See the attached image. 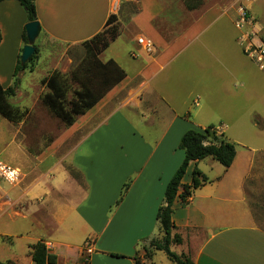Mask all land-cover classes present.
I'll list each match as a JSON object with an SVG mask.
<instances>
[{
	"label": "crops",
	"instance_id": "obj_1",
	"mask_svg": "<svg viewBox=\"0 0 264 264\" xmlns=\"http://www.w3.org/2000/svg\"><path fill=\"white\" fill-rule=\"evenodd\" d=\"M124 1L128 16L121 11L122 0H35L40 25L34 42L35 69L44 60L38 47L47 40L80 46L115 15L119 36L99 59L113 60L126 76L71 126L62 123L64 130L38 159L36 175L17 166L19 181L0 191V221H9L12 227L3 235L13 237L12 246L18 241L22 253L42 241L56 264L78 262L86 239L93 240L89 264H136L135 258L140 264H175L162 251L145 259L143 247L161 236L156 212L183 159L177 151L180 137L193 127L211 126L235 144V157L229 168L211 158L188 166L182 185H190L194 169L206 180L192 191L186 205L179 198L174 201L173 233L181 242L170 250L187 255L193 264H264V230L257 225L250 202L264 182V70L244 54L238 40L241 55H227L221 48L224 42L209 38L212 31L221 33L223 27L213 26L224 18L235 29L229 13L238 0L207 6L186 27L179 24L187 16L175 19L166 0ZM244 3L260 20L263 27L257 28H264V0ZM158 22L168 27V33L173 27L180 31L168 35ZM26 23L17 1L0 2L4 89L13 84ZM250 30L246 26L241 33L236 31L244 36ZM141 36L153 42L152 54L136 43ZM30 64L19 73V89ZM201 108L205 118L198 122L194 117ZM232 112L243 114L229 133L227 113ZM183 118L193 121L185 120L184 127ZM122 159L136 163L127 166ZM131 175L134 179L117 202L119 188Z\"/></svg>",
	"mask_w": 264,
	"mask_h": 264
},
{
	"label": "trees",
	"instance_id": "obj_2",
	"mask_svg": "<svg viewBox=\"0 0 264 264\" xmlns=\"http://www.w3.org/2000/svg\"><path fill=\"white\" fill-rule=\"evenodd\" d=\"M15 1L23 8L27 23L37 21L35 0ZM188 3L193 4V0H188ZM116 21L117 17L110 15L103 29L80 45L84 50V56L71 72L62 75L54 71L40 81L45 89V92L40 96V102L65 126H71L78 116L95 106L107 92L126 76L125 71L113 60L102 62L99 59V55L119 36V27ZM22 41L24 44L27 43L24 29ZM37 53L38 49L35 47L34 53L23 65L20 64V55H18L13 71V84L5 89L0 85V116L8 122L17 123L25 115V111L12 105L8 99L15 95V90L18 87L17 75L36 59ZM177 149L183 152V159L168 181L162 204L156 212V221L161 236L151 239L143 247L144 258L149 259L155 251H162L175 264H193L187 255L176 254L170 250L171 245L181 242L179 235L173 233L175 229L172 221L173 203L176 198H179L182 205H186L192 191L206 180L197 169H194L191 174L190 185L181 184L182 178L191 163L211 158L224 168H229L235 157V144L226 140L223 134H218L213 127L208 126L187 130L180 137ZM71 173L76 176L72 171ZM128 187V184L124 185L118 202ZM179 188L182 189L181 193H178ZM29 250L31 261L34 264H56V257L49 253L42 241L29 245ZM135 263L140 264V260L135 258ZM0 264L16 263L4 261Z\"/></svg>",
	"mask_w": 264,
	"mask_h": 264
},
{
	"label": "rangeland",
	"instance_id": "obj_3",
	"mask_svg": "<svg viewBox=\"0 0 264 264\" xmlns=\"http://www.w3.org/2000/svg\"><path fill=\"white\" fill-rule=\"evenodd\" d=\"M165 2L167 3V10H169L171 14L174 15L175 19L176 15H178V17L180 16L181 18L179 19L181 20L184 19V16H187L186 21L182 24H179V27H186L191 22L192 17L201 14L205 8H207V6L223 2V0H193V4H189L188 0H178L179 6L176 5V0H166ZM121 11L126 16L130 14L129 6L124 0H122ZM229 14L235 29L240 33L241 28L239 29L237 27L238 25L240 27L242 26L240 20H244L246 25L253 29V31L258 29L264 31V28H257L263 26L260 25V20H258V18H255L251 15L250 9L245 5L244 0H238ZM157 26L168 33L166 31L168 27H164L161 22H158ZM213 27H223V29L221 33L212 31L211 37L209 38L212 39V41L224 42L223 45H221V48L223 51H228L227 55L234 54L235 52L237 55H241V52L238 50L239 48L236 45V41H239L241 34L237 33L229 20L224 18L218 23L217 26L214 25ZM172 31L173 32L168 33V35L175 33L174 31L178 33L180 28L173 27ZM38 48L40 51L39 54L44 58L43 64L38 69H35L36 64L31 62V69L29 74H27V78L22 83V88L19 89V87H17L15 90V95L8 99L12 105L17 106L22 111H25L24 117L17 123H11L0 116V159L12 166H18L20 168L22 167L25 173H27L29 176H31L30 171L32 170L34 175H36L35 172L36 167H38L36 165L39 162L38 159L42 158L46 148L64 130L63 124L46 106L40 102V96L45 92V89L40 84L39 80L45 77V75L50 70H56L60 73L63 72L62 74L65 75L68 74L76 67V65L84 56V50L81 46H69L48 40ZM205 69L206 68H203V71ZM17 77H19V74ZM232 103L234 105H240L239 102L234 99ZM241 114L243 113H227V115L231 117L227 132L233 133V131L236 130L234 127L235 119ZM194 118L195 121L198 122L205 118L202 108L196 111ZM185 120L190 122L192 119L189 120L183 118L181 123L184 125V127L186 125L184 122ZM177 151L180 152L181 150L178 149ZM122 161L127 166H129V163H136L135 160L130 161L122 159ZM28 175L27 178L29 177ZM133 179L134 175L129 176L119 188L117 193L118 200L121 192L123 191L124 185L128 184L129 186ZM258 186L260 188V192L259 194H252L250 196V202L253 205L256 223L264 230V182L262 181ZM9 187L10 186L6 184H2L1 190H7ZM113 209L114 207L110 209L109 214L113 211ZM10 226L11 225L9 221H0V262L12 261L16 264H32L29 257L30 250L27 249L24 253H22L23 248L19 245L18 241L14 244V246H12L13 237L3 235L6 232L5 230H12V227ZM15 259L17 262L13 261Z\"/></svg>",
	"mask_w": 264,
	"mask_h": 264
},
{
	"label": "built area",
	"instance_id": "obj_4",
	"mask_svg": "<svg viewBox=\"0 0 264 264\" xmlns=\"http://www.w3.org/2000/svg\"><path fill=\"white\" fill-rule=\"evenodd\" d=\"M241 27H237L241 30L246 27V22L240 20ZM245 25V26H244ZM240 45L245 55L250 57L254 63L264 70V31L258 29L253 31L251 29L248 34L239 38ZM136 43L147 53L152 54L155 50L153 42L146 37H138ZM21 178V173L17 167H14L0 159V191L1 185L6 184L8 186L15 185ZM46 246V245H45ZM50 247V246H49ZM46 249L49 248L46 246ZM93 252V240L86 239L81 248V258L78 262L64 263V264H89L90 255Z\"/></svg>",
	"mask_w": 264,
	"mask_h": 264
},
{
	"label": "water",
	"instance_id": "obj_5",
	"mask_svg": "<svg viewBox=\"0 0 264 264\" xmlns=\"http://www.w3.org/2000/svg\"><path fill=\"white\" fill-rule=\"evenodd\" d=\"M27 43L23 45L20 53V64L27 63L31 55L35 51L34 42L40 33V25L38 21L28 22L24 26Z\"/></svg>",
	"mask_w": 264,
	"mask_h": 264
}]
</instances>
